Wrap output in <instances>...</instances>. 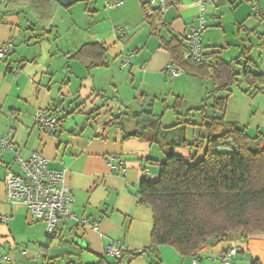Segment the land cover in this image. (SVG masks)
<instances>
[{
	"label": "crops",
	"instance_id": "1",
	"mask_svg": "<svg viewBox=\"0 0 264 264\" xmlns=\"http://www.w3.org/2000/svg\"><path fill=\"white\" fill-rule=\"evenodd\" d=\"M199 1L169 3L163 15L148 19L144 0H92L88 5L82 3L86 8L80 10L86 14V26H75L71 18L62 33L59 14L76 2L57 10L42 39L39 27L30 30L34 24L30 14H4L0 8V47L9 42L13 45L0 59V140L6 139L14 149L0 154V261L9 258L2 264H222L221 256L231 241L238 248L231 264H264L263 233L209 240L190 257L167 245L147 250L152 213L139 203L137 192L144 175L150 182L157 181L159 168L153 162L161 164L169 153L188 159L192 150L181 143L182 139L200 144L211 130H220L216 122H222L226 129H242L264 145V82L249 86L242 77L245 71L264 77V15L257 16L254 10L255 5L264 8V0H213L205 5L203 56L215 55L222 63L232 64L237 74L221 120L207 117L214 123H204L201 112L195 111L226 96L209 97L213 86L210 78L185 72L172 77L164 72L170 56L160 40L175 37L183 41L198 23ZM66 31L71 36L61 45ZM47 36L53 37L48 51L39 45ZM86 43L106 49V66L90 67L88 61L70 58ZM36 46L40 50L33 49ZM130 54L133 58L123 67L122 58ZM207 59L210 63L213 57ZM112 65L127 70L134 99L126 102L135 107L129 115L123 114L124 105L107 100L110 91L119 92ZM193 88L200 99L196 106H190L186 99ZM176 97L183 103L175 102L176 108L170 110L174 114L171 125L179 126L166 134L157 128L160 134L154 142L148 139L156 132L151 128L144 130L146 139L131 136L143 132L144 124L151 121L140 113L149 110L153 114L152 106ZM39 111L59 115L55 133L34 121ZM187 120L196 124L183 125ZM187 128L191 130L189 138ZM160 137L168 139L159 142ZM203 146L194 162L202 157ZM15 151L23 160L40 153L48 160L49 169L62 172L64 185L74 198V217L89 226L97 224V230L81 228L75 219H68L47 239L43 222L30 220L24 205L7 203L3 181L9 170H18ZM110 157L114 158V168ZM6 215L9 220L3 222ZM110 245L121 247L124 254L120 260L104 255Z\"/></svg>",
	"mask_w": 264,
	"mask_h": 264
},
{
	"label": "trees",
	"instance_id": "2",
	"mask_svg": "<svg viewBox=\"0 0 264 264\" xmlns=\"http://www.w3.org/2000/svg\"><path fill=\"white\" fill-rule=\"evenodd\" d=\"M90 2L92 0H78L77 3L88 5ZM176 2L179 0H167V4ZM61 7L58 0H0V8L4 14H30L36 21L30 30L39 27V39L47 34L46 30L51 28L56 12ZM86 10H89L88 6ZM160 42L168 52L169 63L173 67L180 72L212 80L209 97L215 98L226 93L225 97L215 98L211 105H203L195 110L201 112L204 123H214L207 119L206 110L212 108L224 113L229 88L237 80L232 64L222 63L218 57L210 55L203 56L205 60L213 57L210 63L203 58V64L198 65L183 58L186 49L184 40L171 37L168 41ZM105 54L106 49L100 44L86 43L70 58L88 61L90 67H99L106 66ZM242 77L249 86L264 82V77L248 71L243 72ZM175 102L183 103V100L176 97ZM48 114L57 118L59 126V115L55 111ZM144 114L151 117V121H144L147 125L144 124L143 132L136 131L131 136L146 139L144 130L151 128L156 132L150 134L148 139L151 142L157 141L161 117L153 115L149 110L143 111L140 116ZM176 115L183 117L178 113ZM194 123L187 120L183 125ZM216 123L221 127L220 130H211L200 144L196 140L188 143L182 139L181 143L192 150L188 159L167 154L161 164L153 162L159 168L156 182H150L145 175L141 178L137 192L139 203L151 209L153 219L151 241L147 250L167 245L182 256L190 257L200 252L209 240H224L233 235L245 237L256 233L264 234V145L260 146L258 138L250 139L242 129H226L222 122ZM179 125L175 123L164 130L168 131ZM229 139L233 141L232 153L214 151ZM200 146L205 149L204 153L194 162ZM137 254L139 253L133 255Z\"/></svg>",
	"mask_w": 264,
	"mask_h": 264
},
{
	"label": "built area",
	"instance_id": "3",
	"mask_svg": "<svg viewBox=\"0 0 264 264\" xmlns=\"http://www.w3.org/2000/svg\"><path fill=\"white\" fill-rule=\"evenodd\" d=\"M213 0H201L198 2L200 13L198 23L184 35L183 40L186 49L183 53L185 60H192L198 65L203 64V50L201 37L206 29L204 17L205 5L212 4ZM143 8L148 19H154L156 15H163L168 8L167 0H144ZM255 15H264V8L254 6ZM122 32V30H121ZM13 45L9 42L0 47V59L4 58ZM133 54L122 58V66H128ZM164 72L172 77H178L181 72L171 64L166 65ZM34 121L49 133H55L58 128L57 118L45 111H39L34 116ZM5 151H14L11 144L6 139L0 140V154ZM15 153L17 171L7 173L4 178V193L7 203L15 205L22 204L26 207L27 215L30 220L41 221L45 224V238L51 239L55 234L57 225L61 221L75 219L81 228L90 227L96 231L97 224L89 226L85 220H77L71 210L74 198L69 194L64 185L63 173L53 171L48 168V160L40 153H34L29 159L23 160ZM114 158H109L112 168ZM9 216L2 217L3 222H7ZM238 253L237 245L234 241L230 242L229 247L221 256L222 264H231ZM106 257L118 260L122 257L120 246L110 245L105 248ZM4 257L0 264L8 261Z\"/></svg>",
	"mask_w": 264,
	"mask_h": 264
},
{
	"label": "rangeland",
	"instance_id": "4",
	"mask_svg": "<svg viewBox=\"0 0 264 264\" xmlns=\"http://www.w3.org/2000/svg\"><path fill=\"white\" fill-rule=\"evenodd\" d=\"M86 8V4H82V3H77L75 4L73 7H71V9L69 10H62V11H66V12H60V16L63 19L62 23L60 25V32L64 33V31L66 30V28L68 27V22L72 21L71 18L73 19V22L75 24V26L78 27H85L87 23H85V13L80 12V10H84ZM26 14L29 16V14L26 12ZM32 17V16H29ZM34 21V24L36 23V21L34 20V18H31ZM67 31L65 32V35H63V40L62 42H60L59 44H63L64 42H66L68 40V38L71 36V33L69 32L68 34H66ZM53 43V37L47 36L46 39L44 41H42L39 45L43 46V48L48 51V46ZM61 44V45H62ZM40 46H36L35 49L40 50L39 48ZM52 48V47H51ZM23 49V48H22ZM21 49V50H22ZM16 51V49H15ZM111 72L113 73L114 76V81L116 82L117 80V84H118V89L119 92L117 93H113L112 91H110L108 93V102H111L114 105H117L119 107H121L122 105H124V113L125 115H129L130 112H132L134 110V105H130L128 104L129 102H126L127 100L131 99V101L134 99L133 97V91L132 89L129 88L128 86V81H129V77L127 75V70H121L119 69V66L117 65H112L111 66ZM187 98L185 96V98L188 100L190 106H196L197 104H199L200 99H197L198 96V90L197 88H193L191 90V92L189 91V93H187ZM191 96V97H189ZM175 101L174 100H169L168 103L163 104L161 102L157 103L156 105L152 106V110H153V114L156 116H160L161 120H160V125L161 128H159V131H164V133L166 132V130H164V128L171 126V124L174 122V114L172 113L173 109V105H174ZM122 104V105H121ZM170 112H169V111ZM190 133L191 130L187 128V134H186V138L190 137ZM168 139V138H167ZM162 139L160 137V140H158L159 142L162 141H166L167 140ZM189 142H192L189 141ZM171 154V153H169Z\"/></svg>",
	"mask_w": 264,
	"mask_h": 264
},
{
	"label": "water",
	"instance_id": "5",
	"mask_svg": "<svg viewBox=\"0 0 264 264\" xmlns=\"http://www.w3.org/2000/svg\"><path fill=\"white\" fill-rule=\"evenodd\" d=\"M59 4L62 7H69L72 4L78 2V0H58ZM206 115L211 120H221L223 114L221 112H217L214 109L210 108L207 110ZM233 141L231 139L224 141L220 147L215 148L216 153H232Z\"/></svg>",
	"mask_w": 264,
	"mask_h": 264
}]
</instances>
